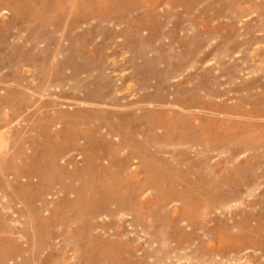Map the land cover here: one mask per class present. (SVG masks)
I'll return each instance as SVG.
<instances>
[{
	"label": "rangeland",
	"instance_id": "1",
	"mask_svg": "<svg viewBox=\"0 0 264 264\" xmlns=\"http://www.w3.org/2000/svg\"><path fill=\"white\" fill-rule=\"evenodd\" d=\"M0 264H264V0H0Z\"/></svg>",
	"mask_w": 264,
	"mask_h": 264
}]
</instances>
